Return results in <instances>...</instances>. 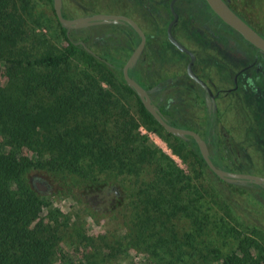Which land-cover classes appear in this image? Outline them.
Returning a JSON list of instances; mask_svg holds the SVG:
<instances>
[{
	"label": "trees",
	"instance_id": "obj_1",
	"mask_svg": "<svg viewBox=\"0 0 264 264\" xmlns=\"http://www.w3.org/2000/svg\"><path fill=\"white\" fill-rule=\"evenodd\" d=\"M256 3L259 9L264 6V0ZM6 5L5 0L1 1L0 67L7 79L5 86L0 85V264H54L58 259L60 264H110L111 258L123 259L130 247L143 254L145 264H176L186 252L176 247L174 254L169 234L153 237L157 230L152 228L158 222L162 232L165 222L170 223L174 215L184 211L182 190L193 194L199 209L201 191L215 206H223L239 218L236 227L216 215L211 222L201 220L195 234L189 235L193 251L186 259L195 258L199 264H264V242L249 235L250 231L264 235V187L237 184L243 191L233 192L231 184L207 167L192 137L183 140L171 135L144 109L122 80L121 61L109 64L95 59L64 34L58 21L60 37L66 43L62 48L39 56L17 57L10 50L15 45L18 49V32L14 24L7 23L10 17ZM26 30L19 35L24 37ZM77 56L85 66H81V75L57 72ZM91 64L103 70L102 74L95 77ZM36 68L46 70L45 74L30 79L29 73ZM102 81L106 87L101 86ZM120 91L136 99L138 120L117 96ZM166 121L175 126L168 117ZM139 126L159 136L182 161H186L182 154L186 150L193 160L192 174L183 172L137 130ZM211 161L219 167L212 158ZM62 174L75 175L84 182L71 190L70 184L59 179ZM111 176L120 178L123 190L130 183L127 197L133 212L129 218L133 234H119L124 240L114 234L112 240H101L102 244L97 243L76 262H67L66 249L76 252L82 244L80 236L73 229L65 230L67 214L50 206L51 193L46 192L52 189L53 193L66 195L73 190L98 188ZM110 190L108 186L104 191L109 194ZM201 224L207 227L202 239L198 234ZM81 237L88 246L93 244L92 237Z\"/></svg>",
	"mask_w": 264,
	"mask_h": 264
},
{
	"label": "flooded vegetation",
	"instance_id": "obj_2",
	"mask_svg": "<svg viewBox=\"0 0 264 264\" xmlns=\"http://www.w3.org/2000/svg\"><path fill=\"white\" fill-rule=\"evenodd\" d=\"M169 1L61 0L60 11L65 18L103 13L133 20L144 34V44L127 74L147 91L150 102L164 119L168 117L173 123L179 122L174 123L176 127L196 131L206 142L210 159L217 161L220 168L228 170L226 154L233 146L245 156L244 160H262V174L256 175L264 176V53L224 23L204 0H175L172 8L176 19L170 32L194 54L191 68L196 67L194 74L211 93L207 105L203 88L185 73L187 54L166 37V25L172 19ZM223 1L264 38V18L255 14L256 0ZM64 34L95 59L109 64L121 61L120 71L139 42V36L126 21L91 24L67 32L64 29ZM159 43L180 52V73L171 72L164 64L157 66L154 53H158ZM186 91L193 96L190 104L181 102Z\"/></svg>",
	"mask_w": 264,
	"mask_h": 264
},
{
	"label": "rangeland",
	"instance_id": "obj_3",
	"mask_svg": "<svg viewBox=\"0 0 264 264\" xmlns=\"http://www.w3.org/2000/svg\"><path fill=\"white\" fill-rule=\"evenodd\" d=\"M3 0H0V3ZM244 1V0H240ZM263 1V0H262ZM7 3L6 9L9 11L8 16L10 19L7 21L8 24L15 26V31L18 32L17 37L19 38L16 42L18 45H15V48L10 50L14 52L17 57H33L39 56L46 52L56 51L59 48H62L65 45V41L60 37L58 26L56 24L55 16L53 15L51 4L48 0H5ZM261 2V1H260ZM15 4V10L13 9ZM254 7L258 10L260 18H264V6L260 7L259 5H255ZM99 11H105L100 9ZM109 12V11H107ZM78 13H75L77 15ZM1 22V21H0ZM28 26V28L26 27ZM26 30V34L22 37L19 34H22L23 30ZM31 29V30H30ZM154 31H157L155 28ZM162 31V29H161ZM17 49V50H16ZM154 53V58L157 60L156 64L159 66L160 64H164L167 68L172 72L180 73L183 69L182 62L183 59L179 57L180 52H178L173 46L169 44H158V50ZM149 54V53H148ZM180 59V60H179ZM79 57L70 58L66 64L62 65L57 72L62 75H73L79 74L81 66ZM95 69V77L99 76L100 72L102 74L103 70L96 67L94 64H91ZM184 65V63H183ZM85 68V66L83 65ZM89 68V67H88ZM99 69V72L97 71ZM46 70L42 68L33 69L29 73L30 79L38 78L40 75L45 74ZM196 71V67L194 70ZM20 73H22L20 71ZM48 73V71H47ZM49 75L52 73L49 72ZM17 75L20 77V74L17 72ZM7 79V75L5 74V70L0 67V85H4L5 80ZM91 81V78H88V81ZM105 82H101L102 87H106ZM113 88H117L116 85H113ZM19 91L17 88L14 90V94H17ZM41 95L43 93L39 92ZM190 92L183 93L181 96L184 99L181 101L182 103H191V98L193 97ZM117 96L122 101L124 107L138 120L137 117V102L134 96L127 95L126 93L120 91ZM33 100L31 99L30 102ZM178 125V121L174 122ZM140 133L146 134L148 138L157 146V148L166 154L169 158H171L174 163L182 169L186 174H192L191 170H193V160L191 155L185 150H182V154L185 157L186 161H182L180 157L171 152V150L167 147L165 142L157 136L154 132L145 130L142 126H139L137 129ZM229 142L228 140L224 141ZM234 149L233 146L230 149V152L226 154L228 162L226 165L228 170L231 171H246L249 170L248 173L252 174H262L260 172V168L263 165L262 160L252 159L249 161L244 160L245 156L239 155ZM262 159V157H261ZM264 159V158H263ZM215 161V160H214ZM217 164L218 162L215 161ZM153 166V165H152ZM63 175V176H62ZM60 176V180L62 182L67 183V185H71V190L73 187L82 184L84 181L72 174H62ZM107 177H103L106 179ZM229 184V183H228ZM110 186L112 190L110 193H105L104 190ZM128 188L123 190V186L120 184V178L111 176L108 178L107 183L101 184L98 188L89 189L86 188L83 191L73 190L70 194H64L63 192H51L45 190L43 185H38L43 192L51 193L49 198V203L52 208H57L59 212L63 214H67L68 223H65V230H75L79 233V238L81 240L78 250L76 252H72L69 248L67 250V256L65 257L67 262L69 260H74L76 262L82 254H85L87 251H91L97 243L102 244L101 240L105 242L112 240V236H118L123 233H130L131 227L133 229L132 223L130 222V214L131 211L130 201L127 197V194H130V183H128ZM231 189L233 192H242L243 189L237 184H231ZM115 191L114 193L112 191ZM200 191V190H199ZM197 191L194 196L197 197L199 194ZM65 192H68L65 190ZM193 190L190 189V193ZM200 202L202 203V207L197 208L198 203H195L193 198V194H186L185 190L181 191V196L183 198L184 204L186 205L184 211L182 213H177L174 215L175 217L169 221L170 223L165 222L161 227L163 231L161 232L158 228L157 224L152 228L153 230H157V234L153 233V237L164 234L170 236L169 240L171 245L174 248V254L177 253L176 247L178 250L185 251L186 254L180 256L181 259H178V262H174L176 264H199L197 259L195 260L190 257V259H186L189 256L187 254H192V245L189 243L193 241L189 237L192 233L195 234V228L198 223L202 222L206 223L209 221L213 215L218 216V218L228 225L238 226L239 218L230 210L224 208H218L215 206L208 194L200 191ZM210 208V209H209ZM181 214V215H178ZM264 216V212H263ZM196 217V218H195ZM214 218V217H213ZM212 218V219H213ZM211 219V220H212ZM200 220V221H199ZM210 220V222H211ZM208 222V225H210ZM201 230L198 232L200 235L199 238H205L204 231L207 229L205 225H200ZM204 226V227H203ZM80 227V228H79ZM75 231L72 232V236H75ZM160 231V232H159ZM70 232V231H69ZM251 232V231H250ZM249 232L251 238L256 240L259 243L264 242V235L261 232ZM81 236H90L93 238L92 245L86 244L84 239H81ZM102 236V237H100ZM120 240H124V238H120ZM85 243V244H84ZM222 249H225V246H222ZM143 254L138 253L135 247H130L127 250V253H124L123 259H119L118 261H113V258L109 260L110 264H145L144 259L142 257ZM78 258L77 260H75ZM184 259H186L184 261ZM61 260L58 259L54 262V264H60ZM189 262V263H188ZM213 264V263H212Z\"/></svg>",
	"mask_w": 264,
	"mask_h": 264
},
{
	"label": "water",
	"instance_id": "obj_4",
	"mask_svg": "<svg viewBox=\"0 0 264 264\" xmlns=\"http://www.w3.org/2000/svg\"><path fill=\"white\" fill-rule=\"evenodd\" d=\"M175 0L169 1V11L172 15V19L166 25V37L169 42L176 47L181 52L187 54L188 61L185 64V73L191 78L193 81L197 82L201 88L205 91L206 95L204 96L205 102L208 105V95L211 96V93L205 83L200 80L193 72L191 66L194 61V54L189 51L185 46H183L180 42H178L170 32V27L172 23L176 19V13L172 8V3ZM208 7L228 26L233 28L236 32H238L242 38L256 47L259 51L264 53V38L261 37L254 29H252L247 23H245L236 13H234L223 0H204ZM61 0H51V7L53 13L55 15L56 20L59 25L65 29L67 32L70 28L76 27H84L91 24L97 23H110V22H122L126 21L133 30L139 36V42L131 52L125 63L121 67V77L126 86L131 88L135 95L138 97L140 103L144 107V109L153 117V119L168 133L173 136L179 137L183 140L187 139V136H191L194 140L199 154L207 167L221 180L229 184H238V185H246L248 183H252L259 186H264V176L256 175L252 173H242V172H232L220 167L215 166L210 157L207 149L206 142L199 136V134L191 129L180 128L174 125L169 124L164 117L159 113L157 107L150 102V99L147 95V91L141 87L135 80L127 74V69L131 67L140 51L143 48L144 44V34L138 27V25L128 17L122 15H113V14H103V13H95L89 16H79L74 18H65L61 15L60 11ZM211 100V97H210Z\"/></svg>",
	"mask_w": 264,
	"mask_h": 264
}]
</instances>
